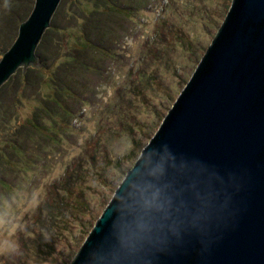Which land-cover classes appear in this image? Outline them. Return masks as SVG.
<instances>
[{"label": "rangeland", "instance_id": "374dc122", "mask_svg": "<svg viewBox=\"0 0 264 264\" xmlns=\"http://www.w3.org/2000/svg\"><path fill=\"white\" fill-rule=\"evenodd\" d=\"M34 1L0 0V58ZM73 1L59 4L38 55L43 68L30 67L42 77L17 84L27 73L19 68L0 87V264L70 263L232 3L110 0L122 11L105 13L99 0ZM87 22L96 26L91 48L79 44ZM45 74L70 89L59 98L66 114L53 104L51 115L36 112L49 93L38 83ZM34 113L43 134L28 127ZM11 140L20 155L6 150Z\"/></svg>", "mask_w": 264, "mask_h": 264}, {"label": "water", "instance_id": "95a60500", "mask_svg": "<svg viewBox=\"0 0 264 264\" xmlns=\"http://www.w3.org/2000/svg\"><path fill=\"white\" fill-rule=\"evenodd\" d=\"M60 2L34 1L0 58V87L43 68L36 49ZM69 264H264V0H232Z\"/></svg>", "mask_w": 264, "mask_h": 264}, {"label": "trees", "instance_id": "16d2710c", "mask_svg": "<svg viewBox=\"0 0 264 264\" xmlns=\"http://www.w3.org/2000/svg\"><path fill=\"white\" fill-rule=\"evenodd\" d=\"M79 1L80 0H74L73 2L75 4V3L79 2ZM99 1L102 2V4L100 6H97V8L101 12H105L106 13V12H109V11H114V12H118L119 13V11L120 12L122 11L118 7H116L114 4H112L110 0H99ZM93 10L90 11L89 14H85V17H86L87 20H88V18L90 16H91V20H92V16L94 14ZM13 16H14L13 17V20H14L16 18L15 14H13ZM16 19H18V17ZM91 24H92L91 22H87L86 24H84L83 29L85 28L84 29L85 31L82 30V32H81L82 35H78L79 41H80L79 44L82 45V46L90 47V48L93 47V46H92L91 42L89 41V39L87 38V33H91L92 30L96 28V26L91 25ZM94 48L96 49V47H94ZM40 49H41L40 45L38 44L37 49H36V53L39 56L42 54ZM72 58H74V57H72ZM41 75H42V73H40L39 69H36V70L35 69H29L26 74L21 75V78L17 81V84H24V82L28 83V80H29L28 78L30 76L42 77ZM43 79L44 80H38L39 86H41V87L45 86L46 88H48L49 93L43 96V101H42L41 105L39 106V108L37 109L36 112L44 111L48 115H51V111H50V108H49L48 105L49 104H53L55 108L62 109L63 106H62L61 101L59 100V98L61 99V96L64 93L69 95L70 94V89L68 87L66 88L64 86H61V82L59 81V79H57V77L49 76V75L45 74V76H43ZM63 109H62V111H63ZM66 113H67V110L64 109L63 114H66ZM27 123H28V127H30V129H31L30 131H33V132H36V133L42 131V134H43V130L44 129L37 122V114L35 115V113H34L32 118H30ZM7 142H8V144L5 146L6 150L8 152L12 153L14 156L20 155L19 153H21V149H19V146L16 144V142L14 140L7 141ZM3 158H4V154H3L2 149H1L0 150V164H1V162H3L2 161ZM10 165H11V163H10ZM7 166H9L8 163H7ZM0 185L4 186V183L0 182Z\"/></svg>", "mask_w": 264, "mask_h": 264}]
</instances>
